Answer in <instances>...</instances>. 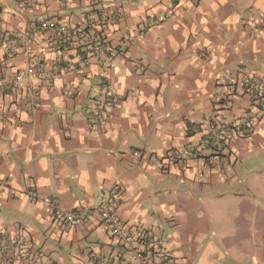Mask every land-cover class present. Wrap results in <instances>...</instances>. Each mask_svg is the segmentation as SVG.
Here are the masks:
<instances>
[{
	"label": "crops",
	"instance_id": "crops-1",
	"mask_svg": "<svg viewBox=\"0 0 264 264\" xmlns=\"http://www.w3.org/2000/svg\"><path fill=\"white\" fill-rule=\"evenodd\" d=\"M246 78L264 83V0H0V264L118 252L96 212L56 215L116 185L178 264H264V113L199 146L250 109Z\"/></svg>",
	"mask_w": 264,
	"mask_h": 264
},
{
	"label": "built area",
	"instance_id": "built-area-1",
	"mask_svg": "<svg viewBox=\"0 0 264 264\" xmlns=\"http://www.w3.org/2000/svg\"><path fill=\"white\" fill-rule=\"evenodd\" d=\"M94 12L90 13V17L95 18ZM22 42L29 43L30 38L27 32H22L20 35ZM109 67H113L114 63L110 59L108 62ZM36 70L34 67L29 66L23 72H19L14 76V85H17L25 77H35ZM248 86L250 99V109H247L243 117L239 120L228 121L222 118L218 122V130L215 134H207L202 139L200 147L215 146L219 140H222L226 134L235 133L241 136L247 135L253 131L254 122L256 118L264 113V83L258 80L249 78L244 79ZM111 93L105 89V96L103 101L100 102L102 109L105 105L111 103ZM101 111H94L90 114L89 121L92 127H97L104 117ZM225 139V138H224ZM3 185L0 183V188ZM34 197V193H29ZM123 190L116 185L111 191L104 193L101 192L98 203L93 208H80L74 209L69 212H62L58 210L56 215L62 219L65 228L71 227L76 221L81 219L84 212H96L101 222L106 224L109 229L111 238L116 241L121 249L109 254L107 257L100 258L95 264H178L175 253L168 244V241L154 233L152 230L143 227L142 225L128 226L125 221L118 215V208L122 203ZM2 232L0 231V235ZM16 246H21V239L16 238L12 241ZM4 250V245L0 240V253ZM40 255V252H39Z\"/></svg>",
	"mask_w": 264,
	"mask_h": 264
},
{
	"label": "rangeland",
	"instance_id": "rangeland-1",
	"mask_svg": "<svg viewBox=\"0 0 264 264\" xmlns=\"http://www.w3.org/2000/svg\"><path fill=\"white\" fill-rule=\"evenodd\" d=\"M262 17V16H261Z\"/></svg>",
	"mask_w": 264,
	"mask_h": 264
},
{
	"label": "trees",
	"instance_id": "trees-1",
	"mask_svg": "<svg viewBox=\"0 0 264 264\" xmlns=\"http://www.w3.org/2000/svg\"><path fill=\"white\" fill-rule=\"evenodd\" d=\"M252 101V100H251Z\"/></svg>",
	"mask_w": 264,
	"mask_h": 264
}]
</instances>
